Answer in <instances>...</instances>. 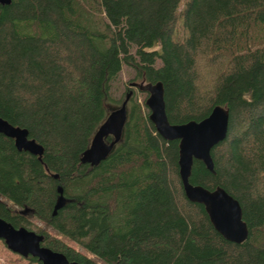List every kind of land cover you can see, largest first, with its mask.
I'll list each match as a JSON object with an SVG mask.
<instances>
[{"label":"trees","instance_id":"obj_1","mask_svg":"<svg viewBox=\"0 0 264 264\" xmlns=\"http://www.w3.org/2000/svg\"><path fill=\"white\" fill-rule=\"evenodd\" d=\"M122 66L132 77L115 98ZM131 81L161 82L170 123L227 109L213 173L193 159L188 181L237 200L245 241L185 198L177 140L155 132ZM0 118L43 148L37 158L0 134V218L68 261L97 264L58 235L103 264H264V0L0 4Z\"/></svg>","mask_w":264,"mask_h":264},{"label":"water","instance_id":"obj_2","mask_svg":"<svg viewBox=\"0 0 264 264\" xmlns=\"http://www.w3.org/2000/svg\"><path fill=\"white\" fill-rule=\"evenodd\" d=\"M9 1L0 0V4H8ZM129 84L137 91L146 94L143 104L148 111L147 119L153 125L155 132L164 140H177L178 175L185 198L202 205L209 223L222 238L234 243L245 241L248 230L241 218V208L237 200L219 186L208 190L188 181L193 159L201 161L204 167L213 173V163L209 151L226 135L227 109L220 105H214L210 112L199 121L170 123L164 110L163 88L160 81L153 83L131 81ZM106 126L107 124L101 126L97 131L92 139L91 149L94 145L102 146L100 134L105 132ZM109 130L112 131V129ZM116 131H118L117 127L114 129V133ZM0 134L12 139L13 145L18 151H25L37 158L40 157L43 150L42 145L30 138L25 128L13 126L0 118ZM63 200L59 195L58 201ZM20 212L24 213L25 209ZM0 240L11 252L21 257L35 258L40 264H76L74 261H68L62 253L41 246L40 235L22 226L13 227L2 218H0Z\"/></svg>","mask_w":264,"mask_h":264},{"label":"rangeland","instance_id":"obj_3","mask_svg":"<svg viewBox=\"0 0 264 264\" xmlns=\"http://www.w3.org/2000/svg\"><path fill=\"white\" fill-rule=\"evenodd\" d=\"M131 77H132V71L129 68L122 66L120 72L118 73L117 77L115 78V80L113 82L112 95L115 98H118L120 96L122 88L127 85V82L130 81ZM130 87H133V86H130ZM133 90L135 92V95H134L135 101L139 104H142V102L144 101V99L146 97V94L143 92L137 91L136 88H134V87H133ZM145 109H146V107H145ZM31 221L36 226L41 225L40 222H38L34 219H32ZM49 232L52 235H58L52 229H49ZM58 236L64 243H66L70 247L74 248L75 250H78L82 254L86 255L91 260H93L95 263L103 264L102 261L95 254H91V253L87 252L78 243H76V242H74V241H72V240H70V239H68L62 235H58ZM0 264H38V263L34 262V261H30L28 259V257H21L20 255L11 252L9 249L6 248V246L3 244L2 240H0Z\"/></svg>","mask_w":264,"mask_h":264}]
</instances>
